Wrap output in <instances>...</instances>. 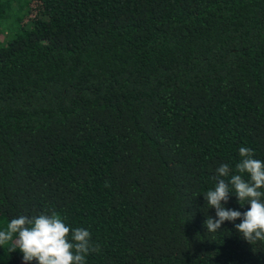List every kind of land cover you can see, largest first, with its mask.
Returning a JSON list of instances; mask_svg holds the SVG:
<instances>
[{
    "label": "trees",
    "instance_id": "16d2710c",
    "mask_svg": "<svg viewBox=\"0 0 264 264\" xmlns=\"http://www.w3.org/2000/svg\"><path fill=\"white\" fill-rule=\"evenodd\" d=\"M240 147L264 160V0H0V229L51 209L87 264H264L205 226Z\"/></svg>",
    "mask_w": 264,
    "mask_h": 264
},
{
    "label": "clouds",
    "instance_id": "9594fccd",
    "mask_svg": "<svg viewBox=\"0 0 264 264\" xmlns=\"http://www.w3.org/2000/svg\"><path fill=\"white\" fill-rule=\"evenodd\" d=\"M255 156L250 147H240L234 170L227 163L216 168L215 186L203 194L216 213L215 219L205 221L208 233H217L225 221L240 220L235 228L243 239L251 245L264 242V160ZM230 194L248 210L226 208ZM66 219L51 209L33 217L21 214L0 229V247L11 242L10 251L19 250L24 264H87V256L99 252V245L92 243L89 230L73 228Z\"/></svg>",
    "mask_w": 264,
    "mask_h": 264
},
{
    "label": "rangeland",
    "instance_id": "374dc122",
    "mask_svg": "<svg viewBox=\"0 0 264 264\" xmlns=\"http://www.w3.org/2000/svg\"><path fill=\"white\" fill-rule=\"evenodd\" d=\"M32 6H36V2L35 1L32 2Z\"/></svg>",
    "mask_w": 264,
    "mask_h": 264
}]
</instances>
